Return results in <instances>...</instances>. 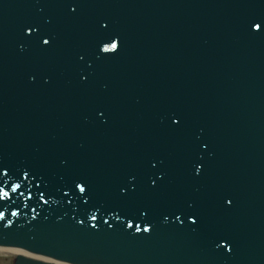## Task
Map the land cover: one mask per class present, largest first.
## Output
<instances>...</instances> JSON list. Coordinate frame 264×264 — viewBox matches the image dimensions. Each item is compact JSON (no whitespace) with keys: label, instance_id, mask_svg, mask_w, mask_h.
Returning <instances> with one entry per match:
<instances>
[{"label":"water","instance_id":"95a60500","mask_svg":"<svg viewBox=\"0 0 264 264\" xmlns=\"http://www.w3.org/2000/svg\"><path fill=\"white\" fill-rule=\"evenodd\" d=\"M253 21L264 0H0V165L25 192L7 186L0 245L67 264H264Z\"/></svg>","mask_w":264,"mask_h":264},{"label":"snow or ice","instance_id":"6c2138e0","mask_svg":"<svg viewBox=\"0 0 264 264\" xmlns=\"http://www.w3.org/2000/svg\"><path fill=\"white\" fill-rule=\"evenodd\" d=\"M262 25H264V21H260V22L253 21L251 24V27L254 30L259 31L261 29ZM33 30L34 29H32V28L26 29V31H29V32H31ZM42 42L44 44H47L48 40L44 39ZM117 47H118L117 41L115 39H112L110 44L104 45V50L105 51H111V50L117 49ZM172 123L175 124L176 121L173 120ZM153 167H154V165H153ZM199 167H200V165L197 164L196 168L199 169ZM9 175H10V170L5 166L0 165V201H5L6 199H11L10 192H9V190H7L8 185H10L11 194H15V195H18L20 197L25 196V192L22 190V184L19 182L18 183H11L10 180L8 179ZM28 177H29L28 172H20V173L16 174V178L18 181H23V180L27 179ZM153 184H155V181H153ZM74 186H75V189H78L80 193L85 194V195H82L79 197L81 200H85L86 199V193H85V187L83 186V184L82 183H75ZM28 187L30 188L31 186L29 185ZM121 191H124V189L122 188ZM36 193L39 197V200L41 202H44L45 193L43 191H40L39 184H37V186H36ZM32 195H33L32 191H28L27 197L31 198ZM66 195H67V191H65V196ZM12 215H16V212H13ZM141 215H143V213H141ZM173 215H174L175 219L179 220V218H180L179 216H177L175 213H173ZM4 219H5V213L3 211H0V220H4ZM89 219L95 220L96 217H95V215H92L89 217ZM164 219L167 220V216H165ZM186 219L191 221L192 223H195V219L193 218V216L191 214H187ZM7 223L10 224L11 221L8 220ZM92 226L95 227V225H92ZM126 226L129 228L133 227L132 221L131 220L127 221ZM109 227H110V225H109ZM135 231L136 232L141 231L139 224H137L135 226ZM143 231L144 232L149 231V226L147 223H145V225L143 227ZM229 250L230 249H225V251H229Z\"/></svg>","mask_w":264,"mask_h":264},{"label":"bare ground","instance_id":"6f19581e","mask_svg":"<svg viewBox=\"0 0 264 264\" xmlns=\"http://www.w3.org/2000/svg\"><path fill=\"white\" fill-rule=\"evenodd\" d=\"M0 249H3V250H6V251H9V252H14V253H20V254H26V255H31L33 257H36V258H39L41 260H44V261H49L51 260L50 258H47V257H44V256H41V255H34V254H31L25 250H23L22 248H19V247H13V246H2L0 245ZM9 256L4 253L3 251L0 250V258H6ZM57 262V261H56ZM59 264H61V262H57Z\"/></svg>","mask_w":264,"mask_h":264},{"label":"rangeland","instance_id":"374dc122","mask_svg":"<svg viewBox=\"0 0 264 264\" xmlns=\"http://www.w3.org/2000/svg\"><path fill=\"white\" fill-rule=\"evenodd\" d=\"M0 264H11V259L6 257V258H0Z\"/></svg>","mask_w":264,"mask_h":264}]
</instances>
